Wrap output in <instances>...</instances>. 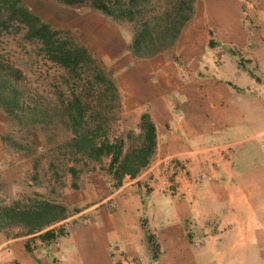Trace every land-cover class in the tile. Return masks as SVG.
Here are the masks:
<instances>
[{
    "label": "crops",
    "instance_id": "0c3cea01",
    "mask_svg": "<svg viewBox=\"0 0 264 264\" xmlns=\"http://www.w3.org/2000/svg\"><path fill=\"white\" fill-rule=\"evenodd\" d=\"M212 1L194 3L178 39L180 66L171 61L150 75L173 102L149 101L157 144L148 165L53 225L88 215L49 244L21 228L0 229V264H264V0H249L245 11L240 0H227L231 14ZM13 155L0 141L4 204L28 189L40 193L23 182L31 163ZM170 159L190 161L192 174L204 171L206 179L193 185L179 175V190L169 194L163 166Z\"/></svg>",
    "mask_w": 264,
    "mask_h": 264
},
{
    "label": "rangeland",
    "instance_id": "374dc122",
    "mask_svg": "<svg viewBox=\"0 0 264 264\" xmlns=\"http://www.w3.org/2000/svg\"><path fill=\"white\" fill-rule=\"evenodd\" d=\"M20 1L53 28L67 31L78 44L86 47L92 58L107 70L106 73L114 80L117 89L116 98H113L104 87L95 83L91 76L84 74L86 68L83 67L78 71L81 78L74 75L70 78L64 75L63 71L38 55L36 45L25 41L22 35H17L10 30L9 33L0 35V60L11 62L21 69L24 74L22 84L26 85L30 93L27 95L29 103L34 105L43 102L45 106L52 108L56 103L67 102L72 98V93L82 92L83 100L87 103L90 113L94 108L103 107L107 110L109 115L105 132L109 140L114 142L119 138L123 139V153L137 147L140 117L147 113L152 119L149 101L158 99L159 96L163 97L157 91L160 88L159 79L155 76L151 77L154 75L152 72L155 68L161 69L168 63L171 64V61L177 67L178 40L157 57L134 60L126 47L133 37L137 22L110 23L95 11L86 8L62 7L50 0ZM240 1L245 11L250 4L249 0ZM165 3V0H151L150 8L159 12ZM218 3L224 5L228 14H231L227 0H213L211 5L217 6ZM246 17L244 21L247 20ZM183 30L184 28L182 32ZM239 56L240 54L236 58L242 61ZM130 63L136 68L133 69L134 71L129 66ZM146 69H150V72H146ZM140 70L139 75L142 76L137 78L136 72ZM66 81L69 85H66ZM176 85L175 82L170 87L177 88ZM164 101L166 104L173 102L167 97ZM170 111L174 112L173 106ZM51 128L35 130L27 123L8 121L6 116L0 113V141L3 136H9L12 139L17 148L2 141L5 150L16 153L17 155H13L15 159L20 158L31 163L33 173L26 172L23 182L26 187L30 188L32 185L38 187L40 191L37 193L28 189L15 201L27 204V200L34 199L36 196L39 199L66 205L69 217L76 216L78 212L92 207L118 190L115 182L107 175L110 159L103 158L100 162L78 160L65 149H60L68 140L63 129ZM36 161L39 163L34 167ZM71 166L78 172L75 180L67 171ZM130 180L132 178L126 176L122 184ZM52 181L54 186L51 185ZM3 202L0 198V206L11 204V202L9 204ZM141 204L144 205L143 201ZM108 208L112 213L115 211L113 201H110ZM145 218L142 214L140 225L144 230L147 227ZM87 219V214L78 215L66 221L67 226L63 228L66 231L82 227Z\"/></svg>",
    "mask_w": 264,
    "mask_h": 264
},
{
    "label": "trees",
    "instance_id": "16d2710c",
    "mask_svg": "<svg viewBox=\"0 0 264 264\" xmlns=\"http://www.w3.org/2000/svg\"><path fill=\"white\" fill-rule=\"evenodd\" d=\"M50 1L62 7L95 11L110 23L137 22L133 37L126 47L134 60L153 58L171 48L192 18L196 2L165 0V6L157 12L150 8L151 0ZM10 30L36 45L38 55L63 71L64 75L81 78L79 68H86L84 74L87 73L95 83L116 98L114 80L92 58L89 50L78 44L67 31L53 28L20 0H0V35ZM249 73L255 77L254 71ZM23 79L24 74L19 67L0 60V113L8 121L27 123L39 131L49 127L62 128L68 140L60 149H65L78 160L100 162L103 158H109L107 175L115 182L116 188L122 185L126 176L135 178L148 165L157 144L156 128L149 114L140 117L138 146L123 153V139L111 142L106 135L109 114L103 107L94 108L90 113L82 92L72 93V98L67 102L56 103L52 108L43 102L31 105L27 96L30 93L26 85L22 84ZM66 85H69L68 81ZM234 89L241 91L236 87ZM2 141L16 147L9 136H3ZM38 163L36 161L34 167ZM67 171L74 180L77 178L78 172L73 166ZM27 201V204L13 201L10 205L0 206V229L21 228L25 230V235L38 234L37 237L48 244L66 235L63 227H52L69 217L65 205L38 197Z\"/></svg>",
    "mask_w": 264,
    "mask_h": 264
},
{
    "label": "built area",
    "instance_id": "2783aa9c",
    "mask_svg": "<svg viewBox=\"0 0 264 264\" xmlns=\"http://www.w3.org/2000/svg\"><path fill=\"white\" fill-rule=\"evenodd\" d=\"M208 150L210 151V149ZM163 170L170 173V181H168L167 192L171 195H175L179 190L177 181L179 175L188 177V180L193 185H197L206 179V174L204 171H198L192 174L190 161L170 159L164 164Z\"/></svg>",
    "mask_w": 264,
    "mask_h": 264
}]
</instances>
